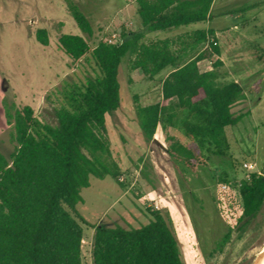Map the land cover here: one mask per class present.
I'll return each instance as SVG.
<instances>
[{
  "label": "trees",
  "instance_id": "trees-1",
  "mask_svg": "<svg viewBox=\"0 0 264 264\" xmlns=\"http://www.w3.org/2000/svg\"><path fill=\"white\" fill-rule=\"evenodd\" d=\"M214 0H136L145 31H171L210 19ZM78 28L92 35V26L78 6L71 7ZM123 31L121 44L100 41L91 50L98 75L69 93L55 110L57 123L39 122L30 106L14 113V151L0 152V264H83L82 223L94 228L93 264H184L172 227L161 211L147 208L150 220L140 227L90 224L77 210L80 192L90 177H110L120 185L121 169L113 159L106 135V115L121 105L119 68L125 57L130 69L153 80L162 72V101L138 106L139 125L148 140L161 132L164 149L176 163L195 172L207 166L206 153L224 155L229 147L227 128L250 114L243 85L221 79L223 62L212 28L144 42L145 31ZM49 44L45 29L36 34ZM61 49L73 60L90 51L79 35L62 34ZM254 61L264 63V47L249 46ZM242 105V106H241ZM241 109V110H240ZM180 135L167 132L176 126ZM240 201L230 190L219 189L216 203L227 225L219 248L233 230L245 231L264 205V174L248 173L240 181Z\"/></svg>",
  "mask_w": 264,
  "mask_h": 264
},
{
  "label": "rangeland",
  "instance_id": "rangeland-1",
  "mask_svg": "<svg viewBox=\"0 0 264 264\" xmlns=\"http://www.w3.org/2000/svg\"><path fill=\"white\" fill-rule=\"evenodd\" d=\"M253 4L257 5L244 7ZM72 6H78L90 21L91 36L78 28ZM136 9V0H0V152L4 156L9 158L14 151L13 121L8 122L6 112L30 106L39 122L55 125V110L66 103L69 93L98 75L91 50L100 41L122 39L123 31L144 30ZM233 16H237L239 25L237 37L230 31ZM258 17L263 25L264 0H214L206 22L171 31L144 30L143 41L148 43L195 29H214L211 40L217 42L221 55L214 56L212 62L223 60L220 71L226 75L222 82L238 81L233 71L244 76L242 85L248 101L240 110H250V114L227 128L229 147L225 154L206 153L207 166L193 172L169 157L160 131L157 136L162 143L148 140L139 125L138 106L162 101L161 81L167 73L150 80L141 70H131L130 58L125 57L118 75L121 105L106 115L105 135L121 169L123 185L110 177H90V186L81 190L82 201L77 204L90 224L140 227L150 220L147 208H154L172 227L184 264H253L264 251V205L245 231L233 230L219 248L227 225L216 203L217 192L224 184L240 201V181L249 173L245 164H253V172L264 174V63L254 61L249 40L240 35L248 27L247 36L263 34L264 44V26L253 22ZM39 29L47 31V46L36 38ZM62 34L82 36L90 51L73 60L59 45ZM181 117L179 112L176 126L166 124L169 134H181L177 129ZM82 227V262L93 264L95 230L83 223Z\"/></svg>",
  "mask_w": 264,
  "mask_h": 264
},
{
  "label": "crops",
  "instance_id": "crops-1",
  "mask_svg": "<svg viewBox=\"0 0 264 264\" xmlns=\"http://www.w3.org/2000/svg\"><path fill=\"white\" fill-rule=\"evenodd\" d=\"M257 5V4H256ZM255 4H253V5H248V6H245L244 5V7H247V8H251V7H253V6H256ZM236 18H237V16H233L232 17V21H230V23H231V27H230V31H232L233 32V34H232V36L233 37H237L238 35L236 34L237 33V31H238V28H239V25L237 24V20H236ZM260 17H258V18H253V19H255L253 22H254V24H257V25H259V26H264V24L262 25V23L260 22V19H259ZM259 20V21H258ZM258 21V22H257ZM253 24V23H252ZM252 25V27L253 26H255V25ZM243 26L245 25V23H243L242 24ZM245 27V26H244ZM244 30H241L240 31V35L242 36V38H244L243 40H249V43H248V48H249V46H251L254 42H257V43H259V45L261 46V47H264V44L261 42V37L263 36V34H260V33H255L253 36H247V32H248V27H245V28H243ZM250 29H252L251 28V26H250ZM195 30H202V29H195ZM194 30V31H195ZM216 33V32H215ZM166 38V37H165ZM250 51V50H249ZM223 61V60H222ZM231 72V71H230ZM228 73H229V71H228ZM232 74L235 76V77H237L238 78V81L237 80H234V81H236V82H239L241 85H242V81H243V79H244V76H242V75H239V73L238 72H235V71H233L232 72ZM237 74V75H236ZM244 86V85H243Z\"/></svg>",
  "mask_w": 264,
  "mask_h": 264
},
{
  "label": "built area",
  "instance_id": "built-area-1",
  "mask_svg": "<svg viewBox=\"0 0 264 264\" xmlns=\"http://www.w3.org/2000/svg\"><path fill=\"white\" fill-rule=\"evenodd\" d=\"M121 42H122V39H118L115 42H110V44H121ZM214 44L216 45L217 42L214 41ZM245 168H247L249 173H250V172H253L252 169L254 168V166H253V164L249 163V164H245ZM222 188H223V190H230V191H232L234 193L232 188H230V186H228L227 184L222 185ZM234 195H235V193H234Z\"/></svg>",
  "mask_w": 264,
  "mask_h": 264
},
{
  "label": "water",
  "instance_id": "water-1",
  "mask_svg": "<svg viewBox=\"0 0 264 264\" xmlns=\"http://www.w3.org/2000/svg\"><path fill=\"white\" fill-rule=\"evenodd\" d=\"M262 254H260L257 258H256V260L253 262V264H258L259 263V261L261 260V258H262V256H261ZM264 255V254H263Z\"/></svg>",
  "mask_w": 264,
  "mask_h": 264
},
{
  "label": "bare ground",
  "instance_id": "bare-ground-1",
  "mask_svg": "<svg viewBox=\"0 0 264 264\" xmlns=\"http://www.w3.org/2000/svg\"><path fill=\"white\" fill-rule=\"evenodd\" d=\"M262 255V258H261V260L259 261V263L258 264H264V251L261 253ZM257 257V256H256Z\"/></svg>",
  "mask_w": 264,
  "mask_h": 264
}]
</instances>
